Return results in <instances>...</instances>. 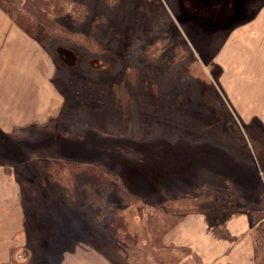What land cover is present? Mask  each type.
Returning a JSON list of instances; mask_svg holds the SVG:
<instances>
[{
  "label": "rangeland",
  "instance_id": "1",
  "mask_svg": "<svg viewBox=\"0 0 264 264\" xmlns=\"http://www.w3.org/2000/svg\"><path fill=\"white\" fill-rule=\"evenodd\" d=\"M176 4L71 0L57 19L67 30L42 41L64 101L49 122L0 137V162L19 169L0 171V247L15 248L0 252V264L57 260L59 248L98 229L108 237L118 218L125 228L168 229L202 208L209 215L195 225L221 242L226 231L245 232L251 260L247 211L264 193V124L224 71L254 66L226 56L223 69L228 31L187 27ZM14 73L1 72V90L14 87ZM2 177L20 184L21 201H2ZM119 181L139 200H123ZM87 184L99 202L83 200Z\"/></svg>",
  "mask_w": 264,
  "mask_h": 264
},
{
  "label": "crops",
  "instance_id": "2",
  "mask_svg": "<svg viewBox=\"0 0 264 264\" xmlns=\"http://www.w3.org/2000/svg\"><path fill=\"white\" fill-rule=\"evenodd\" d=\"M176 5L178 18L186 22L187 27L205 28L210 32L228 31L221 52L223 69L230 65L226 56L232 59L236 56L243 62H250V66L253 64L254 68H250L253 71H242L244 68L238 65V71H224V75L226 80L229 77V83L234 88L251 95L252 116L258 117L264 124V0H177ZM0 26L3 28L0 30V74L2 71L15 72L9 76L14 87L0 89V137L3 138L11 136L15 130L52 120L62 107L64 97L53 84L55 65L51 56L1 10ZM11 170L19 171L15 163L0 162L1 172ZM2 180L5 184L9 183L8 196H4L2 201L10 195H13L14 202L17 198L21 201L20 184L17 185L12 178L2 177ZM139 208L136 207L138 213ZM208 215L203 210L191 213L168 229L151 228L150 223L145 221L138 229L126 228L125 242L123 237L113 238V228L109 239L101 231L103 229H98L92 234V240H78L76 245L79 247L71 249L59 248L57 260L47 257L45 264H255L248 215L251 260L247 259L243 245L245 232L235 238L230 231H226L227 238L221 242V236L215 238L208 233V228L195 225L197 222L194 221H198L200 216ZM107 240L108 243L104 242ZM6 245L0 247V252L15 250L9 243ZM19 246L17 250L26 252L25 257L30 258L33 249L27 245Z\"/></svg>",
  "mask_w": 264,
  "mask_h": 264
},
{
  "label": "trees",
  "instance_id": "3",
  "mask_svg": "<svg viewBox=\"0 0 264 264\" xmlns=\"http://www.w3.org/2000/svg\"><path fill=\"white\" fill-rule=\"evenodd\" d=\"M69 4H71V0H0V10L5 13V15H7V17H9L11 21L27 36L36 40L39 44H42V41L56 38L59 31L64 32L67 30L57 21V19L65 16L64 14H66ZM99 19L101 18H96L94 22L92 21L93 23L89 28L91 34L92 32L95 34L97 28L96 21ZM97 48L101 52L105 51L104 48H101L99 45ZM90 167L91 169L93 168L92 165H90ZM91 169L90 172L93 171ZM114 178L117 179L115 176ZM117 187L124 195L122 196L123 200H139V197H137L136 194H131L130 192L126 193L125 188L122 186L120 181L118 182ZM80 188H83V190L85 189V202H99V196L97 195L98 191L95 186L87 184L80 186ZM261 197L258 200L257 207L251 208L247 211L249 223L252 229L251 238L254 247L255 264H264V193H261ZM122 222L119 218L118 220H115L113 230L115 237L121 238L120 235H122V240H124V237H126L127 234L126 228L124 227L125 224L123 223V225Z\"/></svg>",
  "mask_w": 264,
  "mask_h": 264
},
{
  "label": "bare ground",
  "instance_id": "4",
  "mask_svg": "<svg viewBox=\"0 0 264 264\" xmlns=\"http://www.w3.org/2000/svg\"><path fill=\"white\" fill-rule=\"evenodd\" d=\"M239 2H242L243 0H238Z\"/></svg>",
  "mask_w": 264,
  "mask_h": 264
}]
</instances>
